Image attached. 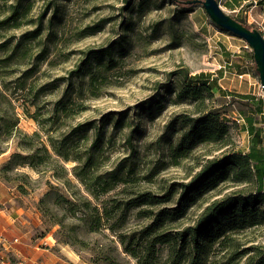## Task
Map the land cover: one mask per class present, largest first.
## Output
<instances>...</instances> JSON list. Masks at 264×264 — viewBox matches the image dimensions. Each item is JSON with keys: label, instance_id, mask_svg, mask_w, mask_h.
I'll return each mask as SVG.
<instances>
[{"label": "rangeland", "instance_id": "1", "mask_svg": "<svg viewBox=\"0 0 264 264\" xmlns=\"http://www.w3.org/2000/svg\"><path fill=\"white\" fill-rule=\"evenodd\" d=\"M189 1H0V17L10 4L30 5L19 28L0 29V43L8 47L35 30L42 17L41 35L15 61L22 63L0 71V209L34 250L32 260L7 254L2 264H178L165 244L146 251L154 236L178 237L195 226L209 204L254 190L253 182L226 179L178 205L179 184L188 183L206 160L257 145L264 153V89L252 49ZM216 2L264 37V0ZM100 49L109 50L113 62L105 72L99 68L102 77L91 87L84 55ZM28 69L33 72L20 89L18 78ZM186 74L210 82L213 96L205 106L223 114L233 144H200L175 161L171 149L181 128L171 127L173 118L195 117L199 109L175 99ZM259 102L262 115L247 106ZM247 117L261 130L258 140L246 132ZM51 143L68 161L52 151ZM31 153L33 158L26 159ZM256 153L252 149L251 158L261 173ZM116 174L123 179L112 180ZM105 183H111L106 193ZM170 190L172 199L161 204L128 206L139 194L161 197ZM112 200L119 208L97 226L93 207L101 212ZM157 218L152 232L149 225ZM222 238L199 240L201 264H245L253 253L262 255L264 222ZM120 240L139 257L126 253ZM196 253L186 246L181 264Z\"/></svg>", "mask_w": 264, "mask_h": 264}, {"label": "trees", "instance_id": "2", "mask_svg": "<svg viewBox=\"0 0 264 264\" xmlns=\"http://www.w3.org/2000/svg\"><path fill=\"white\" fill-rule=\"evenodd\" d=\"M6 3L8 0H0ZM173 1V0H172ZM176 2V1H175ZM30 9V5H26L21 8L18 3L10 4L6 14H2L0 17V29L19 28L22 25L21 19L26 17ZM42 17L40 16L37 20L38 27L35 30L26 32L20 36V39L11 47L6 46L5 43H0V71L5 67H10L14 63L20 64L22 62H15L19 57L25 56V52L28 51V44L30 41L36 39L41 35L42 29ZM237 22L245 26L244 21L235 19ZM247 27V26H245ZM248 28V27H247ZM111 53L109 50H90L84 55V64L87 65L86 76L89 79L88 84L93 87L99 78L102 77L100 74L102 71L105 72V68L111 65L113 59L110 57ZM90 59L94 61V66ZM102 68V71L99 70ZM76 75L80 71L78 68ZM33 69L25 70L22 73V77L18 80L22 81L18 88L24 89V80L28 78ZM209 81L202 80L201 76H187L184 75L181 86L174 91L175 99L188 101L195 104L199 109L197 110V116L192 117L188 115H179L173 118L171 127L177 125L181 128L180 136L171 149V155L175 161L177 159L187 158L189 153L200 144H213L220 147L232 146V138L229 133V127L218 110L208 109L205 106V102L212 98L213 92ZM53 86V84L51 85ZM62 103V101H61ZM248 109L256 113H262L260 111V102L247 104ZM61 110L65 109V104H61ZM247 124L249 132L254 130L253 120L251 117H247ZM13 124V126H15ZM84 126V128H86ZM1 132V129H0ZM255 138L258 140L256 133ZM96 139H99L96 137ZM50 141V140H49ZM51 149L58 156L62 157L66 161L68 158L65 154L60 152L54 144H50ZM257 151L256 156L261 157L260 161L264 168V153L252 147ZM252 149H249L247 153L230 151L222 159L210 158L205 161L201 169L192 177V179L186 184H179L182 190L181 195L178 199V205L181 207L182 202L193 201L196 197L203 194L206 191L214 188L218 182L226 179L234 183L241 182H253L255 188L253 191L247 193L235 192L232 195L226 196L218 201L209 204L200 215L197 223L193 227H188L184 231L178 234V237H169L165 235H158L152 238L150 245L147 246L146 251L152 252L156 244H165L169 247L171 254L174 259H178L181 264V253L187 246H191L196 253L195 257H192L188 264H201V255L203 253L202 245L199 240L207 242L211 239L222 238V242L228 238L229 232L235 233L243 230L247 227H253L264 222V171L259 173L253 164L251 158ZM43 150L48 154V150L43 146ZM262 154H261V153ZM34 154H29L27 158H33ZM122 180L123 178L116 174L112 177V180ZM111 180V181H112ZM112 183V182H111ZM111 183H105L107 185L102 189V192L106 193L110 189ZM93 199H96V194L91 192ZM172 199V191H168L163 196L158 197L151 193L139 194L132 198L128 204L129 207H138L145 204H161L165 201ZM87 201V200H86ZM111 204L108 206H102L101 212L96 206L93 207V211L96 212V224L97 226L102 225L103 222L109 221L113 210L119 208L115 205V201H110ZM114 202V203H113ZM87 206L91 205L88 200ZM174 215V214H172ZM149 225L152 232L156 229V221ZM109 229H112L109 226ZM123 245L124 251L131 256L137 258L138 254L135 252V248H132L130 244L126 245L124 240H120ZM184 259V258H183ZM173 260V261H175ZM140 261V258H139ZM177 261V260H176ZM142 264V262H139ZM175 263V262H174ZM245 264H264V253L260 256L257 253H253L248 257Z\"/></svg>", "mask_w": 264, "mask_h": 264}, {"label": "water", "instance_id": "3", "mask_svg": "<svg viewBox=\"0 0 264 264\" xmlns=\"http://www.w3.org/2000/svg\"><path fill=\"white\" fill-rule=\"evenodd\" d=\"M189 3L200 4L216 26L247 43L252 49L260 85L264 89V37L261 32L249 29L225 14L216 0H190Z\"/></svg>", "mask_w": 264, "mask_h": 264}, {"label": "crops", "instance_id": "4", "mask_svg": "<svg viewBox=\"0 0 264 264\" xmlns=\"http://www.w3.org/2000/svg\"><path fill=\"white\" fill-rule=\"evenodd\" d=\"M249 132L248 124H245L246 132L251 134L252 139L255 138L254 134L258 138H261L260 128H255ZM253 147V146H252ZM246 148L248 152L249 149ZM257 150L260 151L259 145L255 146ZM246 152V153H247ZM261 153V152H260ZM262 154V153H261ZM4 196V188L0 183V201L1 197ZM15 220L2 209H0V263H4L6 255H14L17 259L21 260H32L34 255V250L30 244L24 239L23 234L21 233L20 227L15 225Z\"/></svg>", "mask_w": 264, "mask_h": 264}, {"label": "built area", "instance_id": "5", "mask_svg": "<svg viewBox=\"0 0 264 264\" xmlns=\"http://www.w3.org/2000/svg\"><path fill=\"white\" fill-rule=\"evenodd\" d=\"M224 68V67H223ZM263 113H260L259 115H262ZM264 177V176H263Z\"/></svg>", "mask_w": 264, "mask_h": 264}]
</instances>
